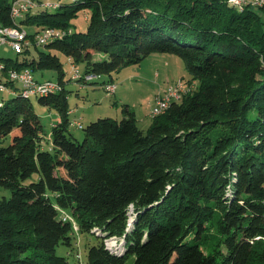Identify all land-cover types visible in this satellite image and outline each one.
I'll list each match as a JSON object with an SVG mask.
<instances>
[{"label": "trees", "instance_id": "1", "mask_svg": "<svg viewBox=\"0 0 264 264\" xmlns=\"http://www.w3.org/2000/svg\"><path fill=\"white\" fill-rule=\"evenodd\" d=\"M11 1L0 0L4 25L14 24ZM53 2L54 11L39 1L20 22L38 26L35 32L63 29L86 11L88 25L37 56L29 59L27 49L23 61L9 59L27 66L20 69L53 70L64 83L53 49L101 76L167 52L183 58L187 82L197 83L146 132L127 107L120 120L92 121L81 141L70 132L65 89L37 97L59 112L49 134L31 99L17 94L4 102L0 141L10 142L0 146V187L11 195L0 199V264H73L57 247L75 250L81 233L97 238L86 264H124L131 256L133 264H264V7L239 10L230 0ZM131 208L135 222L127 231ZM109 236L123 237V255L116 254L122 239L107 249Z\"/></svg>", "mask_w": 264, "mask_h": 264}, {"label": "rangeland", "instance_id": "2", "mask_svg": "<svg viewBox=\"0 0 264 264\" xmlns=\"http://www.w3.org/2000/svg\"><path fill=\"white\" fill-rule=\"evenodd\" d=\"M45 1L53 2L56 0ZM60 1L66 2L67 0ZM46 7H48L51 11L55 10L52 6ZM255 8H259V6H255ZM85 14H88V12L79 11L78 15L74 17L72 25L68 28H63V30H65L68 35L73 34L75 30H85L88 25V20L86 19L87 16ZM17 21L20 22L19 19ZM20 24L23 23L20 22ZM25 28L29 32L37 33L35 31L38 29V26H25ZM50 44L51 43L39 46L38 48L36 46H32L31 53L28 55L29 59L32 56H37L40 50L51 49L48 47ZM52 51L58 54L60 60L64 64V83L57 79L56 71L40 70L34 73L40 80L52 79L63 85V89L61 91L65 89V94L67 95V101L71 111L69 114L71 119L70 132L77 139H79V141H81L84 137V128L92 121L103 117H112L120 120L126 115L124 108L127 107L135 113L138 126L146 132L153 117H155L152 116L151 112L156 95L164 92L171 84L173 86L177 82L181 83V78L186 81V79L190 77L185 61L179 55L167 52H152L138 64L125 66L119 71L113 72L111 75L105 74L100 78H96L94 80L95 83L86 84L84 82L87 81L85 76L91 72L85 73L83 71V66L71 62L70 58L60 51L55 49ZM101 56V54H97L96 58H101ZM14 58H17L21 62L24 60V55L22 53L17 54L16 51L6 45H0V66L4 65L6 66V69L12 67H17L19 69L21 67H27L16 64L14 60L9 61V59ZM77 70L79 71L81 77H78L79 74L76 73ZM110 81H114L117 84L115 93H109L103 87L104 82L108 83ZM195 82L197 83V81ZM188 85L192 88L196 87L194 82H191ZM14 96L21 97L8 92H0V101L7 102L11 98H15ZM37 97L38 96H33L27 99H31L34 110L39 115L44 133L49 134L52 130V126L58 121L59 112L54 107L40 103ZM74 121H80L83 127H77L74 125ZM9 142L10 137H7L3 141H0V146H5ZM10 195L11 191L8 188L0 187V199H2L3 196L10 197ZM132 211L133 210L131 208L128 212L127 231L132 230L133 223L135 222L134 212ZM61 214L63 217L67 218L68 212L62 211ZM93 231L97 236L107 235V233L102 230H98V233L96 230ZM110 238L114 242L117 239L118 245L122 239L123 244L120 245L118 249V252L120 251V253H116L115 250L112 251L120 256L123 255L127 249L126 242L123 240V237L109 236L104 239V242ZM76 240L78 244L75 250L72 251L68 246L60 244L57 247V254L65 256L73 264H86V253L88 251V247L91 244H96L97 238L88 233H81L78 234ZM113 241L111 244L114 243ZM107 249L110 248L108 247ZM133 263L134 257L131 256L127 258L124 264Z\"/></svg>", "mask_w": 264, "mask_h": 264}, {"label": "built area", "instance_id": "3", "mask_svg": "<svg viewBox=\"0 0 264 264\" xmlns=\"http://www.w3.org/2000/svg\"><path fill=\"white\" fill-rule=\"evenodd\" d=\"M40 1V0H39ZM37 0H16V3L11 6V16L14 19V24L12 25H4L0 22V45H6L7 47L12 48L14 51L19 53H23L27 49H31L32 46H42L43 40L50 37L54 34L67 33L62 28H53V27H45L38 31L37 33H32L26 30L24 24H20L17 20L19 16H23L29 11V4H33V2H39ZM250 3L256 6V0H249ZM3 31H11L12 34H19L25 37V45L24 46H15V44L4 42L3 41ZM79 74V71L76 72ZM9 77L18 78V86H10L9 85ZM78 77H81L80 74ZM101 75L97 74H86L84 81L86 84L95 83L94 80ZM42 80L38 79L35 76L34 71L32 69H24V70H16L13 68L11 74H4V72H0V92H11L13 89H21V90H38L40 86H43ZM55 84H60L55 81ZM53 85V84H51ZM188 86L187 81H184L181 78V86L179 88H186ZM63 87V85H62ZM104 89L109 93H115L117 84L114 81H110L109 84L103 85ZM177 88H172V84L162 93H159L155 97V101L152 105L153 115L155 116L156 110H163L165 112L167 104L171 101L173 96H176ZM74 125L77 127H83L80 121H74ZM64 212V211H63ZM66 219V217H63ZM67 218H71L67 214ZM77 225L75 224V229H77Z\"/></svg>", "mask_w": 264, "mask_h": 264}, {"label": "bare ground", "instance_id": "4", "mask_svg": "<svg viewBox=\"0 0 264 264\" xmlns=\"http://www.w3.org/2000/svg\"><path fill=\"white\" fill-rule=\"evenodd\" d=\"M11 3L12 4L16 3V0L11 1ZM41 3H42L43 6H50V7L51 6L52 7H56L58 5V4L54 3V2H51V1L47 2L45 0H40V4ZM230 3L233 4L235 7L241 9V10H243L244 7H246L248 5L249 6H252V7H255V5H253V3H250L249 0H230ZM37 6H38V2H33V4H29V11L32 10L33 8L37 7ZM256 6H259L261 8L264 7V0H256ZM29 11H27V12H29ZM21 17L24 18V16H19V19ZM63 35H64V33L51 35L50 37H48L45 40H43L42 46L47 45L52 40H55V39L57 40V39L61 38ZM3 41L4 42H8V43L15 44V46H24L25 45V37L22 36V35H19V34H12L11 31H3ZM13 68L16 69V70L30 69V67L29 68H22V69H18L16 67H12V68L6 69V66L2 65V66H0V72H4V74H11ZM98 78H100V77H98ZM42 82H44L43 83V86H40L38 90L13 89V90H11V92H8V93L14 94V95L21 94L25 98H31L33 96H35V97L36 96H48L51 93L59 92V91H61L63 89L62 84H55V80L46 79V80H42ZM193 82L196 85V82L195 81H193ZM51 84H53V85H51ZM107 84H109V82L108 83H104L103 85H107ZM9 85L10 86H18V78H16V77H9ZM180 86H181V83H178V82L172 86V88H177V90H176V96H173L172 97L171 101L166 106V110H167V108H169L171 106V104L175 100H180L182 98V95L185 92H188L189 90H193L194 89V88H192L189 85L186 86V88H179ZM3 104H4V101H0V106H2ZM161 113H163V110H156L155 111V116L156 115H159ZM151 114L153 115V108H152ZM111 238L108 239L110 241L105 240V242H106V245L109 248L112 249L113 247H115V246L118 245L117 244V241L118 240L116 239V241L114 242ZM112 241L114 242L113 244H111Z\"/></svg>", "mask_w": 264, "mask_h": 264}, {"label": "crops", "instance_id": "5", "mask_svg": "<svg viewBox=\"0 0 264 264\" xmlns=\"http://www.w3.org/2000/svg\"><path fill=\"white\" fill-rule=\"evenodd\" d=\"M59 120H60V116L58 117V121H57V123L59 122ZM54 126V125H53Z\"/></svg>", "mask_w": 264, "mask_h": 264}]
</instances>
